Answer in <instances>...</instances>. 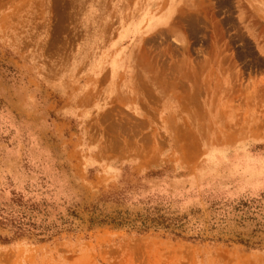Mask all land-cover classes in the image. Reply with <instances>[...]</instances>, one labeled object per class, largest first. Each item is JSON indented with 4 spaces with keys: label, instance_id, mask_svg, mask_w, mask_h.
<instances>
[{
    "label": "rangeland",
    "instance_id": "374dc122",
    "mask_svg": "<svg viewBox=\"0 0 264 264\" xmlns=\"http://www.w3.org/2000/svg\"><path fill=\"white\" fill-rule=\"evenodd\" d=\"M0 264H264V0H0Z\"/></svg>",
    "mask_w": 264,
    "mask_h": 264
}]
</instances>
